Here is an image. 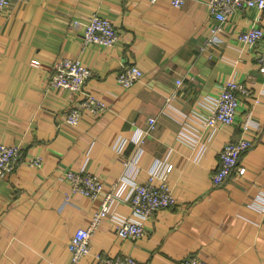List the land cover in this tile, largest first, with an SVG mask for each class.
Segmentation results:
<instances>
[{
	"label": "crops",
	"instance_id": "obj_1",
	"mask_svg": "<svg viewBox=\"0 0 264 264\" xmlns=\"http://www.w3.org/2000/svg\"><path fill=\"white\" fill-rule=\"evenodd\" d=\"M206 4L12 0L0 11V142L24 151L14 171L0 178V264H71L68 239L90 221L99 200L73 192L64 175L68 169L95 173L116 197L91 236V254L179 264L193 252L204 264H264V80L256 61L261 42L248 46L238 40L250 26L264 29V10L242 8L218 22ZM93 12L113 22L117 44L83 46L84 22ZM61 58L79 59L91 70L88 85L109 104L107 111L96 117L84 111L75 126L59 123L78 103L69 90L47 85L52 63ZM129 63L143 76L126 89L115 76ZM229 78L241 80L249 93L240 97L234 124L205 136L195 159L198 130H204L198 120ZM247 116L257 136L240 160L244 173L216 185L210 176L218 154L226 141L238 138ZM122 139L117 154L113 146ZM138 144L133 172L123 160ZM24 156L42 162L28 167ZM162 162L173 166L168 185L176 203L143 220L139 238L117 236L116 226L129 210L130 185L123 174L142 182ZM91 257L78 264H97Z\"/></svg>",
	"mask_w": 264,
	"mask_h": 264
},
{
	"label": "built area",
	"instance_id": "obj_2",
	"mask_svg": "<svg viewBox=\"0 0 264 264\" xmlns=\"http://www.w3.org/2000/svg\"><path fill=\"white\" fill-rule=\"evenodd\" d=\"M12 0H0V11L11 4ZM148 4H154L156 0H147ZM174 8H181L186 0H169ZM207 10L212 19L224 22L227 16L242 8L255 7L264 10V0H206ZM73 26L79 24V19L72 21ZM218 29V26L212 27ZM120 34L112 21L102 16L98 12L91 13L83 26V46H112L119 41ZM238 40L244 45L253 46L261 42L256 61L258 71L264 80V29L258 25L250 26L241 30ZM31 64L38 65L34 59H30ZM91 70L84 66L79 59L70 58L57 59L51 66V74L47 85L49 88H66L70 90L78 101L77 105L65 114L61 123L75 126L84 110L90 114H97L109 109L106 102L96 96L89 88L88 80ZM143 76L141 68L136 64H123L116 72V82L123 88H130ZM180 83V80L177 81ZM249 90L244 83L235 78H229L220 83L217 94V101L211 107L207 115L198 122L204 128L202 132L198 130L202 138L195 144L194 158L199 159L204 148L207 136L222 125L234 124L239 98L247 95ZM154 118H148L149 128L154 124ZM254 122L247 118L241 128V135L235 141L226 142L220 153L219 169L212 174V182L220 185L226 177L237 169L238 174H242L243 168H237L239 156L247 149L254 138ZM145 133V132H144ZM126 139L119 140L113 146V150L120 154ZM142 142V139L140 143ZM138 144L126 159L123 160L125 168H131L133 172L137 170L138 157L141 146ZM22 149L19 145H7L0 142V178L14 171L15 162L21 157ZM31 166H39L42 162L40 156H28L24 160ZM172 165L166 164L157 171H149L146 180L137 182L132 175L123 174L130 185L128 216L124 218L116 227L117 235L121 238H139L145 233L143 220L150 218L153 213L162 207H167L175 203V197L168 185V176ZM65 177L69 181L72 191L79 193L88 200L101 199L100 206L91 216L90 221L85 226L77 228L68 240L67 249L71 255V264H78L83 259L92 255L97 264H142L134 257L125 255L109 256L102 253L90 252L91 236L100 222L111 212L112 206L116 202V197L111 191L103 188L102 181L95 173L86 170H67ZM179 264H204L194 253L188 254Z\"/></svg>",
	"mask_w": 264,
	"mask_h": 264
},
{
	"label": "trees",
	"instance_id": "obj_3",
	"mask_svg": "<svg viewBox=\"0 0 264 264\" xmlns=\"http://www.w3.org/2000/svg\"><path fill=\"white\" fill-rule=\"evenodd\" d=\"M230 15V14H229ZM62 59V58H61ZM53 64V63H52ZM129 64H131V63H129ZM134 64V63H133ZM52 66V65H51ZM50 77V76H49ZM49 79V78H48ZM47 82H48V80H47ZM55 89H63V88H50V90H55ZM64 89H66V88H64ZM66 90H68V89H66ZM70 91V90H69ZM71 92V91H70ZM72 93V92H71ZM73 94V93H72ZM75 96V95H74ZM240 99L241 98H239V101H240ZM239 101H238V103H239ZM107 104V103H106ZM108 106H109V104H107ZM239 105V104H238ZM108 110V109H107ZM106 110V111H107ZM84 111H86V110H84ZM83 111V112H84ZM83 112H82V114H83ZM87 112V111H86ZM105 112V111H104ZM88 113V112H87ZM103 113V112H102ZM82 114L80 115V118H81V116H82ZM65 116V114H63L62 116H60V120H59V123H60V121H62V119H63V117ZM247 118H248V116H247ZM247 118L244 120V122H243V124L242 125H240L239 126V128H240V131H239V136H238V138L240 137V135H241V128H242V126L245 124V122H246V120H247ZM228 125H232V124H228ZM238 128V129H239ZM256 134V135H255ZM254 134V138H252V140H251V142L253 143V141L255 140V138H256V136H257V133H255ZM237 138V139H238ZM237 139H235V140H237ZM235 140H232V141H235ZM228 141H231V140H228ZM228 141H226V142H228ZM225 142V143H226ZM224 143V144H225ZM252 143L250 144V146L247 148V149H245L244 151H242L241 152V154H240V156H239V160H238V163H237V168H239V167H242L241 165H240V160H241V158L243 157V155L252 147ZM223 144V145H224ZM8 145V144H7ZM13 145H18V144H13ZM21 147V146H20ZM223 147V146H222ZM21 149H22V154H21V157L15 162V164H14V169H15V167H16V165H17V163H18V161L23 157V155H24V151H23V148L21 147ZM222 149V148H221ZM221 151V150H220ZM220 153V152H219ZM24 157H26V156H24ZM218 158H219V164H218V168L216 169V171L219 169V166H220V157H219V154H218ZM124 165V164H123ZM164 165H166V163H164V162H162L161 164H160V167H158V168H155V166L153 165L151 168H149L148 170H147V173L149 172V171H157L158 169H160V168H162ZM172 165V164H171ZM172 168H173V166H172ZM171 171H172V169H171ZM216 171H214V173L216 172ZM214 173H212V174H214ZM244 172H242V174H243ZM212 174H211V176H212ZM242 174H238V172H237V169H234L227 177H226V179L224 180V182L230 177V176H232V175H234V176H236V177H238V176H240V175H242ZM210 176V177H211ZM212 180V179H211ZM69 182V181H68ZM168 182V181H167ZM223 182V183H224ZM222 183V184H223ZM70 184V183H69ZM221 185V184H220ZM175 203H176V198H175ZM174 203V204H175ZM174 204H172V205H170V206H173ZM170 206H167V207H162V208H168V207H170ZM159 209H161V208H159ZM95 211V210H94ZM93 211V212H94ZM157 211V210H156ZM155 211V212H156ZM92 212V213H93ZM154 214V213H153ZM88 224V223H87ZM86 225V224H85ZM85 225H83V226H85ZM71 237V236H70ZM69 240V239H68ZM67 244H68V242H67ZM90 250H91V246H90ZM91 252V251H90ZM192 254H193V252H191ZM191 253H189V254H191ZM70 254V253H69ZM195 254V253H194ZM188 255V254H187ZM196 255V254H195ZM117 256V255H116ZM121 256H125V255H121ZM130 256V255H129ZM114 257V256H113ZM133 257V256H132ZM185 258V257H184ZM183 258V259H184ZM136 259V258H135ZM136 260H138V259H136ZM70 261H71V255H70ZM141 262V261H140ZM142 264H144L143 262H141Z\"/></svg>",
	"mask_w": 264,
	"mask_h": 264
},
{
	"label": "rangeland",
	"instance_id": "obj_4",
	"mask_svg": "<svg viewBox=\"0 0 264 264\" xmlns=\"http://www.w3.org/2000/svg\"><path fill=\"white\" fill-rule=\"evenodd\" d=\"M75 19H77V18H73L72 21L75 20ZM72 21H71V24H72ZM72 25H73V24H72ZM82 35H83V31H82ZM70 59H71V58H70ZM72 60H76V59H72ZM29 62H30V61H29ZM50 74H51V73H50ZM88 82H89V81H88ZM89 88H90V90L92 91V89H91L90 86H89ZM92 92H93V91H92ZM94 94H95V93H94ZM95 95H96V94H95ZM96 96H97V95H96ZM99 98H100V97H99ZM88 114L91 115V116H95V117H96V116L101 115L102 112L97 113V114H90V113H88ZM61 124H65V123H61ZM65 125H67V124H65ZM67 126H71V125H67ZM26 165H28V167H33V166L29 165L28 163H26ZM68 170H69V169H68ZM66 171H67V170H66ZM66 171H65V172H66ZM86 171H87V170H86ZM90 172H91V171H90ZM99 178H100V177H99ZM100 180H101V179H100ZM106 191H110V190H106ZM112 193H113V192H112ZM114 196H115V194H114ZM101 199H102V197H101L100 199H99V198L96 199V200H99V201H98V202H99V206H100ZM99 206H98V208H99ZM98 208H97V209H98ZM116 227H117V226H116ZM116 235H117V232H116ZM117 236H118V235H117ZM90 260H93V257H91Z\"/></svg>",
	"mask_w": 264,
	"mask_h": 264
}]
</instances>
